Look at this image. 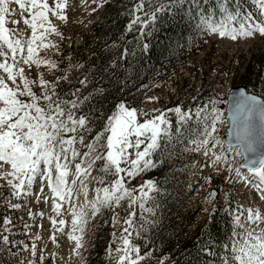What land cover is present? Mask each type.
Returning a JSON list of instances; mask_svg holds the SVG:
<instances>
[{
	"label": "rangeland",
	"instance_id": "1",
	"mask_svg": "<svg viewBox=\"0 0 264 264\" xmlns=\"http://www.w3.org/2000/svg\"><path fill=\"white\" fill-rule=\"evenodd\" d=\"M151 1L144 0V6ZM57 2L58 0H48L50 7H54ZM140 2L141 0H111L106 5L111 7V11L116 10L117 6H124V9L130 10L131 5ZM102 6H104L103 0H67V5L61 13L66 19L60 20L49 14L57 32L48 35L45 43L55 47L41 48L38 53L41 58L55 63L57 67L21 64L20 66L25 68V75L30 80L37 81L43 76L44 79L56 84L57 93L65 94L63 99L73 93L75 95L72 100L76 99L77 93L86 88V83H81L84 79L80 77L82 71L78 57L86 51V43L92 44L95 41V34L90 27L93 22L101 18ZM10 8L16 11L7 17L9 23L6 27L16 28L25 38H29L31 29L23 23V19L29 14L22 15L18 5L15 4H11ZM246 10L250 11L248 8ZM142 11L143 9L139 13ZM254 11L255 18L261 20L255 7ZM11 20H18L20 23L12 24ZM104 51L112 56L115 49L109 45ZM181 56L185 58L184 63L179 64L177 69L166 68L157 72L138 106L132 107L137 110L139 123L163 114L171 125V135L161 137L160 147L147 157L154 162L155 167L140 172L134 178L124 173L120 174L124 176L125 187L132 190V196L121 200L119 205L101 206L99 211L93 214V209L87 201L96 198L97 188L110 186L111 182L117 179L111 173L102 172L100 169L103 162L97 161L89 174L92 179L91 190L83 201L84 211L88 213L85 217L87 223L78 226L83 227V233L79 230L73 233L71 221L75 198L81 183L88 178L86 175L82 180L77 181L76 185L71 184L75 178L74 163L80 162L81 158L70 165L68 181L69 187L73 189V195L70 200L60 202L62 208L59 216L52 212V194L46 186L41 193V184L37 182L33 186L34 195L17 199L11 197L6 181L0 179V185H5L0 187V237L2 235L9 237L8 244H4L0 238V258H6L7 264H116L118 256L122 253H117L115 250L124 247L122 238L127 237L132 245L139 246L140 255L144 257L138 264H164L167 258H153L151 252L146 250V241L142 235L151 223L144 228L140 225L144 220L151 221L154 217V206L158 196L170 195L171 199L182 200L184 197L182 209L181 205L177 204L176 210H180L177 216L180 218L176 221L175 228L184 226V220L192 212L194 217L189 223L191 229L216 208L222 212L232 210V235L224 244L213 245L215 252L213 258L219 259L212 264H223L225 259H230V245L234 232L243 231L235 224V217L245 214L248 208H258L264 213V200L258 198L260 194L257 195L255 188H248L244 184L246 176L243 177L241 155L229 150L225 142L228 123L225 119L226 99L231 88L243 86L247 92L256 94L264 100V36L259 34H254L252 37L238 36L233 40L204 31L203 35L195 39ZM0 62H3L2 58ZM259 64H262L261 70L258 68ZM247 66L251 67V74L248 76L258 80L257 82L252 81L247 84L243 81ZM0 75L6 74L0 70ZM76 83H79V87L71 92L70 85ZM33 90L38 94L41 91L37 86H34ZM177 107L185 114L183 120L180 119L181 114L174 111ZM213 108L222 114L221 120L216 124L217 131L213 133V138L219 140L220 144H209L198 149L197 145L205 138L204 128L211 122V116L208 114ZM198 112L199 116L196 115ZM145 113L147 115H144ZM205 116L208 118L205 119ZM100 119L93 118L89 123L91 131L85 134V144L98 133L93 131L92 126L94 124L96 126ZM161 127L166 128L168 125ZM132 139L134 141L135 137ZM140 139L145 140V144L149 142L145 137ZM144 146L142 144L140 150H143ZM76 147L81 154L88 151L83 145L77 144ZM206 148L209 149L208 155H204ZM128 151L132 154L131 159H135L137 150L130 148ZM98 152H104V149L98 148ZM98 152L91 153L89 157L82 156V166L87 167ZM217 155H222L224 159L214 163ZM121 166L128 167L127 164ZM229 168L232 169L231 172ZM236 169L240 171L239 176L236 174ZM156 171L165 178L156 179ZM101 179L103 183L100 182ZM149 180L154 182V189L150 190L147 186L141 188ZM212 191L217 192L216 197L211 196ZM144 193L147 195L145 196ZM40 195L48 197V202L38 201L36 197ZM6 198L14 203H20L21 208L8 207ZM132 199H135V203H132ZM141 201L145 209H151L150 212L139 207ZM133 211L136 216L130 217ZM40 213H43V216ZM6 217L11 220L8 232L4 231L3 226ZM49 217H54L57 221L60 219L66 221L64 226L57 223L56 227H63L64 231L55 233V243L51 240L53 226ZM128 219H132V226L125 223ZM261 227H264V224ZM124 229L128 231L125 232ZM69 233L83 236L82 248L75 250V241L69 238ZM33 245L36 246L35 256L32 255Z\"/></svg>",
	"mask_w": 264,
	"mask_h": 264
},
{
	"label": "snow or ice",
	"instance_id": "2",
	"mask_svg": "<svg viewBox=\"0 0 264 264\" xmlns=\"http://www.w3.org/2000/svg\"><path fill=\"white\" fill-rule=\"evenodd\" d=\"M174 3H187L188 13L192 18L197 19L196 27L208 34H218L221 38L228 37L233 40L241 37H252L254 34L264 36V0H250L256 8L261 20H257L251 11L244 10L240 0H214V6L205 10L204 4L209 0H173ZM11 4L18 5L21 14L28 13L29 16L23 19V23L31 29V36L25 38L16 28H8L7 17L16 11L10 8ZM67 5V0H58L54 7H50L48 0H0V70L6 75H0V179L6 181V186L11 192L12 198H24L34 195L33 186L37 182L41 184L40 192H44L46 186L52 196V212L59 216L61 214L62 203L66 199H71L73 195L72 187H69L68 176L72 165L78 158L81 161L74 163L75 171L72 185L82 180L90 174L91 169L97 161H102L101 171L105 174H113L117 179L113 180L110 186L97 188L96 198L87 201L93 209V214L99 211L101 206L111 207L113 204L119 205L121 200L132 196V190L124 185V176L135 177L140 172L155 167L151 159H147L160 147V138L171 135L170 122L163 114L154 119H147L143 123L138 122V113L135 108H128L124 103L117 105L116 111L108 117L104 129L98 132L90 142L85 144V134L91 131L88 118L83 114H77L74 110L89 99L88 96L77 97L74 100L62 99L56 92V84L41 76L39 80H30L25 75V68L20 65H50L56 68L57 65L39 56L38 50L55 47L45 43L46 37L57 30L49 18V14L60 20L66 19L61 14ZM144 7V0L136 4L133 9L139 12ZM166 10L164 5H160L151 13L153 21L157 12ZM140 21L136 16L128 25L131 30L133 25ZM12 24H19L18 20H11ZM147 48V45H144ZM19 57V59H18ZM11 61V63H9ZM10 82V83H9ZM85 83V81H81ZM34 86L41 89L39 94L33 90ZM79 91V90H77ZM72 95H75L73 93ZM180 115V119L185 118V114L177 107L174 109ZM144 115H147L145 113ZM197 116L200 115L198 112ZM210 124L204 128L205 138L199 142L197 148L205 147L209 144H220V141L213 138V133L217 131L216 124L221 120V115L217 109L213 108ZM258 117L257 124L255 118ZM208 116H205L207 119ZM234 139L236 144H229V150L238 155L245 156L246 163L241 167H246L252 177L256 178L253 187L260 194V199L264 200V147L257 152V141L264 145V104L259 103L254 96H245L236 100L235 108L231 117ZM162 125H168L162 128ZM105 133L107 136L105 137ZM133 137L135 140L133 141ZM145 137L149 142L145 144ZM106 141V142H105ZM83 145L88 151L83 154L76 145ZM144 144L143 150H140ZM104 149V152H98ZM134 148L135 159H131L128 149ZM206 148L204 155H208ZM98 152L87 167H83V157H89L91 153ZM251 154V156H249ZM224 157L215 156L214 163H219ZM127 164L128 167H122ZM7 166V167H6ZM231 172L232 169L229 168ZM239 176L240 171L236 169ZM103 183V179L100 181ZM252 182L251 180L249 181ZM5 185H0L3 187ZM150 190L154 189L153 181H146L145 185ZM102 193V195H101ZM84 195L87 197V188H84ZM146 196L147 193H144ZM37 200L48 202V197L37 196ZM59 201V202H58ZM8 207L20 209V203H14L6 198ZM135 203V199H132ZM131 207V204L129 205ZM139 207L145 209L143 201ZM85 205L80 206V211L72 210V232L79 230L83 233V227H78L87 223L85 217L88 215L84 211ZM151 211V209H145ZM31 214V213H30ZM43 216V213H40ZM136 213H130V217H135ZM53 226L51 240L56 242V232H63L64 228H57V223L61 226L66 224L64 219L57 221L54 217H49ZM132 226V219L125 221ZM154 223L144 220L140 225ZM11 224L9 218H4V231H10L8 225ZM235 224L242 232H234L233 241L230 245L231 257L225 259L223 264H264V213L258 208H248L245 214L235 217ZM255 225V227H251ZM127 232V229H124ZM139 235V232H137ZM3 243H9V237L2 235ZM40 237H37L39 239ZM69 238L75 241V250L83 247V236H76L69 233ZM124 247L117 248L118 256L116 264H138L144 257L140 255L139 246L132 245L127 237H123ZM36 246L33 245L32 255L35 256ZM43 260V257H41Z\"/></svg>",
	"mask_w": 264,
	"mask_h": 264
},
{
	"label": "trees",
	"instance_id": "3",
	"mask_svg": "<svg viewBox=\"0 0 264 264\" xmlns=\"http://www.w3.org/2000/svg\"><path fill=\"white\" fill-rule=\"evenodd\" d=\"M110 1L103 0L101 18L90 27L95 34V41L92 44L86 43V51L78 57L82 71L80 77L84 79L86 88L80 90L77 97L83 99L88 96L89 99L74 111L78 115H85L89 123L93 118H101L96 126H92L94 132L103 131L108 117L120 103L128 108L138 106L156 73L166 68L177 69L185 61L181 54L204 33L196 27L197 19L189 15L187 3L152 0L143 7L141 13L135 12L133 15L135 5H131L130 10L117 6L116 10L111 11V7L106 5ZM240 3L244 10L248 8L255 15L250 0H240ZM160 5H164L166 10L157 12L153 21L151 13ZM212 6L214 0L203 5L206 11ZM136 16L140 17V21L129 30L128 25ZM145 44L147 48L144 47ZM109 45L115 49L112 56L104 51ZM258 68L261 70L262 64ZM245 71L243 81L247 84L258 81L248 76L251 74V67L247 66ZM70 87L73 92L79 87V83ZM57 94L62 99L65 97V94ZM72 99L73 95L65 98ZM158 171L155 173L156 179L165 178ZM183 198L179 200L171 199L170 195L158 196L154 206L155 215L151 218L154 223L142 235L146 241V250L151 252L153 258H167L164 264L217 262L219 258H213V245L224 244L232 235V210L222 212L216 208L191 229L189 223L194 217L192 212L184 220V226L175 228L174 225L180 218L177 216L180 213V210H176L177 204L182 209ZM7 263L6 258H0V264Z\"/></svg>",
	"mask_w": 264,
	"mask_h": 264
},
{
	"label": "water",
	"instance_id": "4",
	"mask_svg": "<svg viewBox=\"0 0 264 264\" xmlns=\"http://www.w3.org/2000/svg\"><path fill=\"white\" fill-rule=\"evenodd\" d=\"M241 94L245 95V96H254L256 98V100L261 103V104H264V100L256 95V94H253V93H250V92H247L245 87L243 86H236V87H233L231 88L228 93H227V99H226V106H225V114H226V117L225 119L227 120L228 122V125H227V130H226V137H225V142L226 144L229 146V144H233L235 145L236 144V141L234 139V130L232 128V120H231V117H232V114H233V111H234V108H235V103H236V100L238 98L241 97ZM257 124L259 123V120H258V117L255 118ZM257 152H259L261 150L262 147H264V145H262L260 143V141L258 140L257 141ZM242 156V159H243V164L246 163V159H245V156L241 155ZM249 156H251V154H249ZM245 169H247L246 167H244ZM211 196L212 197H216L217 196V192L215 191H212L211 193Z\"/></svg>",
	"mask_w": 264,
	"mask_h": 264
},
{
	"label": "bare ground",
	"instance_id": "5",
	"mask_svg": "<svg viewBox=\"0 0 264 264\" xmlns=\"http://www.w3.org/2000/svg\"><path fill=\"white\" fill-rule=\"evenodd\" d=\"M246 173H249V172H246ZM91 181H92L91 175H88V178L86 180H84V183H81V187L78 189L77 196L75 198V203H74V206H73V209H75V211H77V212H79L81 210L80 206L83 204V201L86 198L85 195H84L85 186L87 188V195H88L89 191L91 190V185H92Z\"/></svg>",
	"mask_w": 264,
	"mask_h": 264
}]
</instances>
